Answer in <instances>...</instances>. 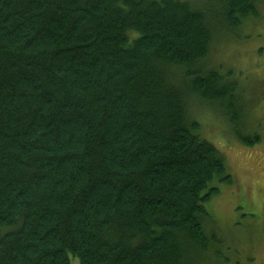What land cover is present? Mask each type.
<instances>
[{
  "label": "trees",
  "instance_id": "16d2710c",
  "mask_svg": "<svg viewBox=\"0 0 264 264\" xmlns=\"http://www.w3.org/2000/svg\"><path fill=\"white\" fill-rule=\"evenodd\" d=\"M264 0H0V264H205L230 185L193 103L244 146L242 91L208 62Z\"/></svg>",
  "mask_w": 264,
  "mask_h": 264
},
{
  "label": "rangeland",
  "instance_id": "374dc122",
  "mask_svg": "<svg viewBox=\"0 0 264 264\" xmlns=\"http://www.w3.org/2000/svg\"><path fill=\"white\" fill-rule=\"evenodd\" d=\"M208 62L238 84L245 106L242 128L260 141L249 147L240 144L219 112L199 101L191 105L201 139L221 153L233 180L230 185L219 183V194L205 204L210 216L205 230L220 243L204 263L264 264V9L259 19L244 23L237 36L215 38ZM71 264L78 262L71 259Z\"/></svg>",
  "mask_w": 264,
  "mask_h": 264
}]
</instances>
